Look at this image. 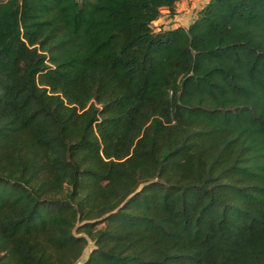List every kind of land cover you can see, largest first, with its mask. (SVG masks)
Listing matches in <instances>:
<instances>
[{
	"label": "trees",
	"instance_id": "trees-1",
	"mask_svg": "<svg viewBox=\"0 0 264 264\" xmlns=\"http://www.w3.org/2000/svg\"><path fill=\"white\" fill-rule=\"evenodd\" d=\"M0 0V264H264V0Z\"/></svg>",
	"mask_w": 264,
	"mask_h": 264
},
{
	"label": "rangeland",
	"instance_id": "rangeland-1",
	"mask_svg": "<svg viewBox=\"0 0 264 264\" xmlns=\"http://www.w3.org/2000/svg\"><path fill=\"white\" fill-rule=\"evenodd\" d=\"M190 2L191 0L188 2V5ZM203 5V0H199L198 2H196L191 12L189 11L187 14H185L183 10H176V6L173 15L168 14L166 10H161L159 17L152 22V27L155 31L161 28H171L178 25H182L185 27L188 25L189 21L193 19L195 14H197V12L203 7ZM90 247L91 244L88 242L82 252V255L86 253ZM82 255L76 264H79L81 262Z\"/></svg>",
	"mask_w": 264,
	"mask_h": 264
},
{
	"label": "crops",
	"instance_id": "crops-1",
	"mask_svg": "<svg viewBox=\"0 0 264 264\" xmlns=\"http://www.w3.org/2000/svg\"><path fill=\"white\" fill-rule=\"evenodd\" d=\"M190 0H179V1H177L176 3H175V6H176V10H183L184 11V13L185 14H187L189 11L191 12V10L194 8V5L196 4V2H198L199 0H191V2L189 3V5H188V2H189ZM207 0H203V2H204V4H205V2H206ZM164 10V9H163ZM165 11V10H164ZM195 16H196V14H195ZM194 16V17H195ZM193 17V18H194ZM191 22V20L189 21V23ZM188 23V24H189ZM182 26V25H181ZM87 253V252H86ZM86 253H84L83 255H82V258L81 259H83L84 257H85V255H86Z\"/></svg>",
	"mask_w": 264,
	"mask_h": 264
}]
</instances>
